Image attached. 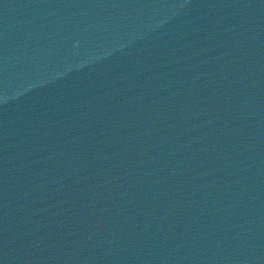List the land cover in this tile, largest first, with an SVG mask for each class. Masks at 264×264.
I'll list each match as a JSON object with an SVG mask.
<instances>
[{
  "label": "water",
  "instance_id": "1",
  "mask_svg": "<svg viewBox=\"0 0 264 264\" xmlns=\"http://www.w3.org/2000/svg\"><path fill=\"white\" fill-rule=\"evenodd\" d=\"M0 264H264V0H0Z\"/></svg>",
  "mask_w": 264,
  "mask_h": 264
}]
</instances>
